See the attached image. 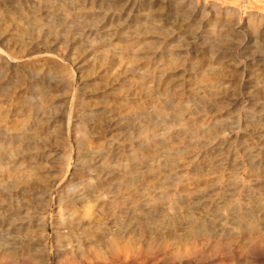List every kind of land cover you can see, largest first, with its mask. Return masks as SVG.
Instances as JSON below:
<instances>
[{
    "label": "bare ground",
    "instance_id": "6f19581e",
    "mask_svg": "<svg viewBox=\"0 0 264 264\" xmlns=\"http://www.w3.org/2000/svg\"><path fill=\"white\" fill-rule=\"evenodd\" d=\"M121 1V7L117 8L113 0H0L4 7V14H0V148L4 150L0 153V187L8 179H21L19 184L23 183L24 191H30L31 187L34 188L31 182V178L36 175L34 169L42 163L49 164L56 151L52 147L43 148L40 143L41 136L49 134L51 126L57 121L56 117L44 116L46 112H42L43 115L36 118L31 116L32 107L24 102H16L19 92H23L17 89L26 83V79L20 74L21 70H17L19 66L13 62L29 54L40 53L37 60L46 66L40 64L43 69L34 75L30 83L40 82L41 107L46 109L54 87L59 89L60 82L65 79L70 85L77 77L81 80L84 72L78 64L85 57L95 54L93 65L99 66V77H104L114 69L115 75L119 76L115 80L120 82L130 73L133 80H140L143 92L158 96L171 95L172 98L160 101L157 108V112L166 115L160 117L162 122L167 123L154 125L147 121L138 129V134L135 131L141 142L134 141L137 136L131 131L128 136H122L124 132L115 107L98 109L93 116H87L86 123L82 124L84 137L81 139L85 141L74 149L64 137L53 134L47 137L48 141L55 139L62 143L65 163L73 150L76 151V163L83 165V173L95 179L83 181L81 189L76 191L78 194L69 198L58 196L62 205L59 216L55 222H51L59 226L56 239L63 243L64 250L57 254L60 260L55 264H92L89 259L118 257L128 250L139 254L143 247L152 250L159 247L157 250L165 252L174 245H180L176 255L182 259L199 242L215 238V243L232 237L237 240L257 237V243L264 242V228L260 227L261 222H264V214L260 212L255 215L258 206L264 208V107L261 102L264 97V12L253 10L244 14L240 8L216 0ZM140 23L142 27L137 26ZM195 23L200 25L199 29H193ZM141 28L144 34L136 37ZM162 32L169 34L163 41L157 40L156 34L151 35ZM122 34L134 39L125 46L128 56L126 62H123L122 51L117 47ZM228 34L239 38H220ZM140 42L160 43L161 47L143 50L148 51L144 52L148 57L146 61L137 63V55L143 51L136 50L134 53L132 49ZM175 42H180L178 49L191 58L198 57L197 54L209 56L201 61V65H218L200 73L197 90L205 85L224 84L227 80L221 73L239 69L240 92L234 94L219 89L208 90L200 98L203 104L199 103L193 108L186 106L191 96L189 92L171 91L169 94L171 88L165 86L164 77L172 75L169 69H173L176 64V52H171V58L167 61L163 60L162 53L164 48ZM92 45L95 46L93 49ZM68 62L72 68L78 67L69 69L65 64ZM65 73L64 78L58 76ZM48 80H52L49 89L42 83ZM129 81L132 83V80ZM241 94L251 95L253 110L244 109L243 114L236 111L231 121H217L224 114L209 116V112L217 113L222 100L233 101L234 106L241 104ZM33 95L31 93V97ZM102 95L106 96L105 92ZM112 99L121 100L118 97ZM8 100L11 107L3 111L2 104ZM205 100L215 106L212 111L205 112ZM13 111L22 115V118L18 116L17 120H8ZM90 132H98L97 139L100 135L108 138L103 139L100 148L93 149L86 146V133L90 136ZM97 139L93 138L91 142ZM107 140L109 144L103 148ZM206 146L209 148L203 149ZM175 150H181L179 158H170ZM193 152L196 154L194 159H201L202 166L191 168L190 165H175L184 153L189 155ZM161 158H165L164 161ZM117 162L123 169L120 172L112 165ZM111 168L114 170L110 171ZM66 184L63 182L62 186ZM109 184L113 187H106ZM244 192L248 193L247 196L252 195L255 205H258L256 208L250 207L249 211L246 209V212H242V207H239V215L232 219V204L238 203ZM30 193L29 197H25L24 207L21 201L17 202L16 209L10 207L11 215L19 219H16V225L8 226V219L3 217L0 220V264H39L41 258H38L35 246L25 245L14 236L22 231L27 234L28 227L37 220L45 226L44 223L50 218L47 209L32 215L30 197L34 196V192ZM107 193L111 194L109 198H103ZM40 195L41 200L46 199L48 202V193ZM193 201L197 202L198 212L193 209L195 211L190 213V218H195L191 220H195L194 223L199 222L198 227L201 225L203 233L200 235H197L195 230L199 229L193 222H189L187 237L179 233L181 229L178 224L173 230H164V211L157 215L159 218L156 220L147 217L152 209L163 207L166 212L167 209L191 205ZM5 204L0 196V216L7 212L3 209ZM80 204L88 205L84 211H80L83 216L74 210ZM92 205L100 207V212L107 216L112 214L111 221L102 222L97 217L98 222H92ZM65 207L69 208L66 221L63 219ZM170 213L167 212L168 217ZM239 219L244 221L245 226L246 223L250 225V234L234 231L232 224L238 223ZM149 223L153 225L147 227ZM40 226L44 234L45 228ZM9 238H13L12 245L6 242ZM254 243L251 241L249 248ZM39 245L45 250L46 243L40 242ZM183 250L184 253H181ZM228 261L235 264L232 258ZM219 262L211 264H222ZM253 264L264 263L259 260Z\"/></svg>",
    "mask_w": 264,
    "mask_h": 264
},
{
    "label": "rangeland",
    "instance_id": "374dc122",
    "mask_svg": "<svg viewBox=\"0 0 264 264\" xmlns=\"http://www.w3.org/2000/svg\"><path fill=\"white\" fill-rule=\"evenodd\" d=\"M216 1H219L226 5L236 6L240 8L244 14L248 13L249 11H253V10H259V11L264 12V0H216ZM113 2H115V7L117 8L121 7L122 5L121 0H113ZM0 7H1L0 14H4L2 11L4 8L2 3H0ZM113 10H115L114 7H113ZM140 25H142V23L138 24L137 26L142 27ZM199 27L200 25L198 23H195L193 29H196V28L199 29ZM142 34L144 33L141 28V30L138 32L136 37H140ZM154 34H156L157 38H159L157 40H160V41H163L165 37L169 35L167 32H162V34L152 33L151 35H154ZM224 37L226 39L239 38V37H234L232 34L221 36L220 38H224ZM132 41H134V39L132 40V37L130 35L122 34L118 38L117 47L121 49L120 51H122L121 56L124 57L123 62H126L128 58L125 46L128 43H131ZM176 42L164 48L163 53H162V55H164V57H162L163 60L167 61V60H170L171 58L170 57L171 52H176V54L174 55V57L176 58L175 60L176 64L173 67V69H169L170 71L169 73L172 75L170 77H164L165 86H168L171 88L169 94L171 93V91L172 92H175V91L182 92L183 91L187 93L189 92L191 96L187 100L186 106L189 108H193V107L199 106L200 104H203L200 102L201 100L200 98L205 96L208 90H212V89L218 90L219 89L221 91H229V92L231 91L234 94H237L240 92L239 88H240L241 71L239 69L232 70L231 72H226L225 70L224 73H221V76H223L227 80L224 84L215 83L213 85H205L202 87L201 90H197L196 87L199 85L198 78L200 76V73L203 71H208V69L218 67V65L214 66L211 63L208 65H201L202 63L201 61H204V58H207L209 56L203 55V54H197L198 57L196 56L194 58H191L192 56H189L183 50L178 49L179 48L178 45L180 44V42L179 43H176ZM94 47L95 46L92 45L91 48L93 49ZM160 47H161L160 43L152 44L150 42L148 43L140 42L133 47L132 51L135 53L136 50L143 51L147 48L151 50V49H157ZM144 52L146 53L148 51H143L141 55H137L139 58L137 63L146 61L148 55L147 54L145 55ZM37 53L29 54L13 62L14 64H17L19 66L17 70H21L20 74H23L22 77L26 79V83L17 89V90H23V92L22 91L19 92L18 96L16 97V102L18 103L24 102V104H26L27 106L32 107L33 114L31 116H35L36 118L40 116V114L43 115L42 112H46V115L44 116H55L56 117L57 121L54 123V125L51 126V129L49 130V134H44L40 138V143L43 148L52 147V149H55L56 151L54 152L53 158H51V160L49 161V164L42 163L36 169H34L36 172V175L31 178V182L34 183V188L31 187L30 191L28 190L24 191L23 183L19 184V182H21V179L17 181H15V179L14 180L8 179L5 181L6 183L0 187V196L5 200V203H6L3 206L4 207L3 209L7 210L5 215L0 216V220L3 217V218L8 219L7 222L10 223V224H7L8 226L16 225L17 222L15 221L16 219L17 221L19 219L16 218L17 216L11 215L12 210L10 209V207L13 206L14 209H16L18 201H21L22 206L24 207L25 206L24 201L26 200L25 197L26 196L29 197L28 194L31 192L30 193L31 195L32 192H34V196L30 197L32 200V205H33V208H31L32 215L34 216L35 212L47 209L50 213V218L44 223L45 226L42 224V222L37 220L36 222L33 223V225L28 227L29 232L27 234H25L22 231L21 233H16V235L14 236L15 237L17 236L19 238V241H22L23 244L25 245L30 244V245L35 246L34 250H36L39 253L38 258H41L39 261V264L40 263L41 264H50V263L55 264V262L60 260L57 254L64 250L62 246L63 243L58 242L56 239V231L59 226L51 222L52 220L54 221L55 218L59 216V209L61 208V205H62L60 204V201H58V196L63 195L64 197L69 198L70 196L77 193L76 192L77 189H81V187L83 186V181L87 182L89 180H95V179L94 177L93 179H91L90 178L91 176L83 173L82 171V169L84 170L83 165H81L80 163L78 164L76 163V154H77L76 151L73 150L72 154L69 156L68 160H66V163H65V158L63 155V151H62V148H63L62 143L56 141L55 139H52V140L50 139L48 141L47 137L50 136L51 134H53L54 136H58L59 138L64 137L70 142L71 146H73V149H74L75 146L85 141L81 139L82 137H84L83 132H82V124L86 123L85 120L87 116H93L97 112L98 109H102V108L112 109L113 107L117 109V112L116 111L115 112L120 117L119 120H120V123L122 124V130L124 132L122 136L123 137L128 136L127 134L130 131L134 132V136H137L135 134V131L138 134V129L143 124H145L147 121H150L154 125H160L161 123H167L166 121L162 122V118L160 116H166V115H163L157 112L158 111L157 108L159 107L158 104L160 101L162 100L169 101L172 98V96L165 95V94L158 96L157 94H150L149 92L147 94L143 92L140 80H133L131 78L130 73L128 74L129 76H127V78H123V80L120 82H116L115 80V79H118L119 76L115 75L114 69L107 73V75L110 77H107V75H105L104 77L102 76L99 77L98 75L99 66L97 64L93 65L94 58H95V54H94V55H91V56L89 55L88 57H85L82 60V62L78 64L79 66H81L82 72H84L81 80L78 79L77 77V79H74V82L72 81L73 82L72 85H70V83L67 82L66 79L65 81L64 80L61 81L59 85V89L56 90L54 87V90L51 91L52 94H51L50 101L48 103V108L43 109L41 107L42 98L40 95V88L38 86L40 82L36 84H31L34 80V75L39 73L40 72L39 70L43 69L42 65L46 66V64H43L41 61L37 60V58L40 57V53L39 52ZM72 58H74V56H72ZM41 63L42 65H40ZM65 64L67 68L69 69L78 67L77 65L72 68V65L70 62L65 63ZM51 66L57 67V65L55 64H51ZM65 75L66 73L60 74L58 76H60V78L61 77L64 78ZM129 80H132V83H130L131 81ZM51 82L52 80L51 81L48 80L42 83H45L49 89L50 88L49 85L51 86ZM114 82H115V85H113ZM43 86L46 87L45 85ZM24 88H26L27 90H25ZM103 92H105L106 96L102 95ZM31 93H34L32 97H31ZM114 97L115 98L118 97V99H121V100L114 101L112 99ZM241 98L243 101L241 102V104L239 103L236 106H234L233 101L230 102V101L222 100L219 103L220 107H217V111H216L217 113L209 112V116H212V115L220 116L224 114L222 115L224 117H222L221 119H217V121H228V120L231 121L232 116L234 115V113H236V111L240 114H243L242 111L244 109L253 110V108L251 107L252 105L250 103V100L252 98L251 95L241 94ZM19 100L21 102H19ZM205 101L208 103V104L205 103L204 105L205 112L212 111L213 107L215 106L210 105L209 101L207 100ZM144 102H147V103L144 104ZM261 102L264 107V97ZM142 104L143 106L141 108H138ZM2 105H3L2 110L4 111V109L9 108V106L11 107V102L8 100L5 103L3 102ZM4 106H6V108ZM130 106L132 108H130ZM232 106H234L233 109H232ZM126 108L131 109V111L130 110L127 111ZM228 111L232 113H228ZM263 114H264V110H263ZM18 116H19V119L22 118V115L20 114L17 115V113L13 111L12 115L8 116V120H12L13 118H15L14 120H17ZM0 123H2L1 120H0ZM97 133L90 132L89 133L90 136H88V133H86V137H88V142L86 144L87 147L91 146V148L93 149H98L103 145V144L101 145V142L103 141V139L108 138V137L100 135L99 139H97L98 137ZM93 138L97 140L91 142ZM134 141L141 142V139L137 136V138H134ZM108 144H109V141L104 143L103 148L106 147ZM206 148H209V146H206L203 149H206ZM3 151H4L3 149L0 150V153H2ZM180 152L181 150L180 151L175 150L174 153L169 157L179 158ZM185 153L183 157H181L175 162L176 166L179 167L182 165H186V166L190 165V167L192 168V167H199V165L200 166L203 165L200 163L201 159L200 160L194 159L193 156L194 155L196 156L195 152L189 155H186ZM164 159L165 158H161V161H164ZM114 164L115 163H112L113 166H116L118 172L123 170L119 167L118 162L115 165ZM105 167L106 166H103V168ZM113 170H114L113 168L110 169V171H113ZM63 182H66L67 184L65 186L64 185L62 186ZM106 187L110 188L113 186L109 184V185H106ZM246 191L248 192V190ZM35 192H36V195H35ZM247 192H244L243 195L245 196L242 195V197H240V200H238L239 202L241 201L240 203L236 202L235 203L236 205L232 204L233 205L232 211H230L231 217H233L232 219H235V217L239 215L238 210H240L241 207H242L241 211L246 212L248 209H250V207L256 208V206L258 205L257 203L255 205L256 201L252 195L247 196L248 194ZM40 193L49 194L48 202L46 199L44 200L40 199L41 198ZM110 195L111 194L107 193L106 195H104L103 198L107 199L109 198ZM99 202L101 203V200H99ZM92 203L93 202H91V204ZM196 204L197 202L193 201V204L191 205L186 204L187 206L185 205L184 206L185 208L176 207L175 209L173 208L172 210L167 209L166 212H165V209H163V207L161 208L160 206L161 209L150 210L149 215H147V217L149 219L156 220L157 218H159V216L157 215L162 214V211H164L165 213L164 215L167 217V218L165 217L164 222H162L163 224L162 227L164 228V230L166 229L173 230L174 228H176V226L179 225L178 227L179 229H181L179 233L184 234L187 237L186 234L190 231V224H191L189 222L194 223L195 221V220L191 221L195 218H190V213H192L195 210L196 212H198L196 209ZM77 206L78 207L74 208V210L80 214V211H84L88 205L82 206L80 204ZM180 209L182 211H180ZM263 209H264L263 207L260 208V206H258L256 209L257 213H255V215L259 214L260 212H261L260 214H264ZM68 210L69 208L65 207V212L63 216L64 221L68 220L66 218ZM186 210H188L189 212ZM8 211H9V214H8ZM100 211H102L100 207L93 206L92 212H91L94 214L93 217H91L92 222H98L97 217H100L102 222L111 221L112 214L107 216ZM169 211L171 212L169 215L170 217H168V214H167V212ZM23 215L24 214H21V216ZM80 215L83 216L82 214ZM187 217L190 219H188ZM262 222H261L262 225H260V227L264 228V222L263 223ZM198 223L195 222L194 225L196 224L197 226ZM244 224H245L244 221L239 219L238 223L236 222L232 224V227L234 228V231L240 230L239 232H242V233L245 232L244 234H250L249 233L250 225L248 226V224L246 223V226H245ZM40 225L44 226L45 228L44 234L41 233ZM152 225L153 223H149L147 227L152 226ZM207 225L210 226L209 223H207L206 226ZM200 226L196 227L197 229H199V230H195L197 235H200L201 232L203 233L202 231L203 229L200 228ZM204 231L206 230L204 229ZM234 231L233 233H236ZM13 238H9L6 242L12 245ZM255 238L257 237H252L251 238L252 240L248 237L247 239H244V240H237L234 237H232V239L227 240V241L221 239L219 242L217 241V243H215L217 238L213 239L214 241L213 240H210L208 242L203 241L204 243L201 241V243L199 242L198 245L196 244L197 247L195 246L196 247L195 249H193V247L192 249L190 248L189 249L190 251L188 250L187 252L188 254L187 253L186 255L184 254L185 256L183 255L182 259L181 257H178L176 255V252L179 249L180 245L179 246L174 245V246L169 247L168 250H165V252L164 251L160 252L159 250H157L159 247H157V249L153 248V250L151 248L145 249L143 247V249H141L139 254H135L133 251L128 250V251L122 252L120 255H118V257L108 256V258H103L104 260L103 259H98V260L89 259V261L92 260V264H95V263H99V264L105 263L106 264V263H111V262L114 263L115 261L116 262L126 261L127 264H134L132 262H135L136 264H211L213 262H218V261H220L222 264H232L230 261H228L230 258H232L233 261H235V264H253L254 261H259V260L262 261V263H264V242L257 243V240ZM251 241L255 242L256 245L254 243V245L249 248V244ZM40 242L46 243L45 250H43L42 245H39ZM207 243L209 244L207 245ZM203 245H205L204 248H202ZM218 245L219 246L221 245L222 247L220 246V248H218L219 247ZM32 253H34V251H32ZM181 253H184V250ZM221 260L222 261L224 260V261L222 262ZM94 261H97V262H94Z\"/></svg>",
    "mask_w": 264,
    "mask_h": 264
}]
</instances>
